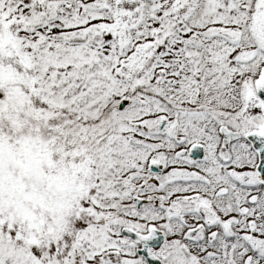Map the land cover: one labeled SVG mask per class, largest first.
<instances>
[{
	"label": "snow or ice",
	"instance_id": "1",
	"mask_svg": "<svg viewBox=\"0 0 264 264\" xmlns=\"http://www.w3.org/2000/svg\"><path fill=\"white\" fill-rule=\"evenodd\" d=\"M0 264H264V0H0Z\"/></svg>",
	"mask_w": 264,
	"mask_h": 264
}]
</instances>
